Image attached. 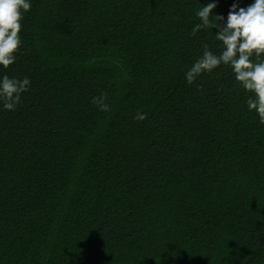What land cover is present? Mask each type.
I'll list each match as a JSON object with an SVG mask.
<instances>
[{
  "label": "trees",
  "instance_id": "1",
  "mask_svg": "<svg viewBox=\"0 0 264 264\" xmlns=\"http://www.w3.org/2000/svg\"><path fill=\"white\" fill-rule=\"evenodd\" d=\"M208 2L31 0L0 69L31 82L0 109V264H264V125L228 67L183 79L218 51L191 33Z\"/></svg>",
  "mask_w": 264,
  "mask_h": 264
},
{
  "label": "clouds",
  "instance_id": "2",
  "mask_svg": "<svg viewBox=\"0 0 264 264\" xmlns=\"http://www.w3.org/2000/svg\"><path fill=\"white\" fill-rule=\"evenodd\" d=\"M216 7L213 0L195 11L199 22L193 25L191 33L210 30L219 42L218 51L202 42L201 54L184 71L183 79L192 85L203 74H210L221 66L228 67L235 84L247 94V110L254 112L258 123L264 125V0H252L246 6L233 0L226 18L213 13ZM30 8L31 0H0V69H7L16 60L22 43L21 21ZM30 84L27 76L0 75V109L14 110ZM104 100L105 95L101 93L92 98V103L99 110H107ZM134 119L143 120L145 114L137 112Z\"/></svg>",
  "mask_w": 264,
  "mask_h": 264
}]
</instances>
